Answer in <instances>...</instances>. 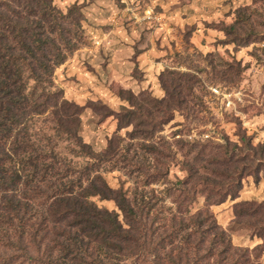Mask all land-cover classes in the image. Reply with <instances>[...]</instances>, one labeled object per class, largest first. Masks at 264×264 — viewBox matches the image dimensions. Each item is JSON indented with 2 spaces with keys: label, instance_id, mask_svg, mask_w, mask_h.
I'll return each instance as SVG.
<instances>
[{
  "label": "trees",
  "instance_id": "16d2710c",
  "mask_svg": "<svg viewBox=\"0 0 264 264\" xmlns=\"http://www.w3.org/2000/svg\"><path fill=\"white\" fill-rule=\"evenodd\" d=\"M81 10L75 5L64 13L53 0H0V264H264V203L235 206L234 222L261 240L253 248L235 245L212 211L238 199L249 173L235 177L212 156L184 161L187 177L174 183L169 166L158 162L144 176L112 142L101 153L84 142L79 108L54 83L56 70L84 41ZM254 11L237 9L236 22L222 29L226 43H252L242 32ZM161 86L166 97L155 102L170 123L185 102L177 94L182 86L176 78H161ZM123 112L133 120L134 110ZM47 114L72 158L55 147L54 137H35L34 120ZM243 142L225 147L232 160L236 152L264 156V146L254 147L248 137ZM129 168L147 181L138 183ZM114 172L126 177L118 189L107 180ZM160 184L163 189L153 188ZM201 199L206 208L192 211Z\"/></svg>",
  "mask_w": 264,
  "mask_h": 264
},
{
  "label": "rangeland",
  "instance_id": "374dc122",
  "mask_svg": "<svg viewBox=\"0 0 264 264\" xmlns=\"http://www.w3.org/2000/svg\"><path fill=\"white\" fill-rule=\"evenodd\" d=\"M53 3L64 13L79 6L84 17L82 45L54 76L56 89L79 108L84 142L95 153L103 152L112 142L123 157L142 168L144 176L152 173L158 162L160 168L169 166L168 178L174 183L187 177L184 161L198 164L212 156H217L235 177L241 171L249 173L238 199H229L212 211L231 233L235 245L253 248L261 243L252 237L251 227L234 220L237 203H264V156L236 152L232 160L225 147L228 143L232 150L235 145L245 147L244 137L256 148L264 146V4L254 0ZM248 6L256 11L242 37H250L252 43H226L222 29L236 22L237 9ZM161 78H176L182 86L177 94L185 102L170 123H165L166 112L155 102L166 97ZM34 87L29 81L30 91ZM123 109L134 110L133 120L126 119ZM55 128L50 114L33 123L37 139L54 137L55 147L72 158L70 143L57 138ZM127 170L138 183L147 181L134 168ZM122 179L126 177L121 172L107 175L114 189L120 187ZM163 185L153 188L163 189ZM99 206L115 210L110 202H99ZM204 208L206 201L201 199L192 211Z\"/></svg>",
  "mask_w": 264,
  "mask_h": 264
},
{
  "label": "built area",
  "instance_id": "2783aa9c",
  "mask_svg": "<svg viewBox=\"0 0 264 264\" xmlns=\"http://www.w3.org/2000/svg\"><path fill=\"white\" fill-rule=\"evenodd\" d=\"M214 94L218 95V90L217 89L214 90Z\"/></svg>",
  "mask_w": 264,
  "mask_h": 264
}]
</instances>
